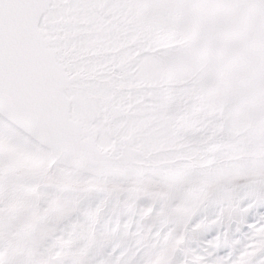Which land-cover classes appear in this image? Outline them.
Listing matches in <instances>:
<instances>
[{"label":"snow or ice","instance_id":"6c2138e0","mask_svg":"<svg viewBox=\"0 0 264 264\" xmlns=\"http://www.w3.org/2000/svg\"><path fill=\"white\" fill-rule=\"evenodd\" d=\"M0 264H264V0H0Z\"/></svg>","mask_w":264,"mask_h":264}]
</instances>
